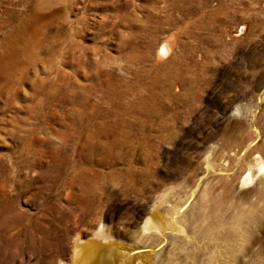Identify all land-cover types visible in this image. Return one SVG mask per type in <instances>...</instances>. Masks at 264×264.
Returning a JSON list of instances; mask_svg holds the SVG:
<instances>
[{
    "label": "rangeland",
    "instance_id": "rangeland-1",
    "mask_svg": "<svg viewBox=\"0 0 264 264\" xmlns=\"http://www.w3.org/2000/svg\"><path fill=\"white\" fill-rule=\"evenodd\" d=\"M22 11L0 65V264L63 263L94 227L150 243L143 209L191 185L203 209L248 207L234 255L264 264V168L231 186L264 161V0H0Z\"/></svg>",
    "mask_w": 264,
    "mask_h": 264
},
{
    "label": "bare ground",
    "instance_id": "bare-ground-1",
    "mask_svg": "<svg viewBox=\"0 0 264 264\" xmlns=\"http://www.w3.org/2000/svg\"><path fill=\"white\" fill-rule=\"evenodd\" d=\"M3 14L0 15V24L3 25L0 29V51L6 57L4 55L0 57V65H8L7 53L13 46H17L18 42L21 44L25 41L24 21L27 17L23 11L16 15L13 13ZM35 20L37 21V19ZM36 21L35 23H37ZM34 39L36 40L35 37ZM158 49L160 50L159 44L157 45ZM106 143L103 142L101 148L107 154ZM109 156L108 160L115 157V154L112 153ZM120 158L124 157L120 156ZM263 168L264 161L258 159L250 165H244L242 171L233 181L234 183H230L231 186L240 185ZM195 190L196 188L191 185L177 202H173L172 199L163 201L164 199L160 198L149 203L143 209L136 226V234L133 231L135 234L133 240H138L139 237H151L150 243L112 247L108 245L110 240L102 239L108 235L106 236L105 232L94 227L92 233L97 238L87 237L81 240L72 238L70 257L60 264H250L248 252L246 254L245 251L241 252L240 250L236 256L234 255L236 244L232 233V230H239L238 222H245L250 217L248 207L230 208L232 210L225 213L203 209L200 207L199 200L195 201L194 198H191L192 192ZM160 241L165 244H161Z\"/></svg>",
    "mask_w": 264,
    "mask_h": 264
}]
</instances>
